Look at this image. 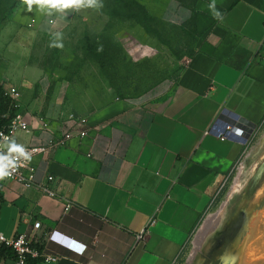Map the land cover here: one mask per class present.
<instances>
[{"label": "crops", "instance_id": "obj_1", "mask_svg": "<svg viewBox=\"0 0 264 264\" xmlns=\"http://www.w3.org/2000/svg\"><path fill=\"white\" fill-rule=\"evenodd\" d=\"M158 1L148 10L168 22L195 18L196 52L175 92L161 103L117 98L94 112L70 103L33 65L43 64L34 45L66 28L77 10L49 17L36 6L28 12L20 0L0 22V84L19 91L18 110L31 128L15 134L17 145L64 143L31 159L36 186L0 181V233L7 239L41 240L34 229L41 222L44 231L73 240L71 248L56 240L43 247L57 263L29 264H173L244 149L241 140L222 141L207 130L218 117L264 121V0H198L194 10ZM73 116L88 120L85 138Z\"/></svg>", "mask_w": 264, "mask_h": 264}, {"label": "rangeland", "instance_id": "obj_2", "mask_svg": "<svg viewBox=\"0 0 264 264\" xmlns=\"http://www.w3.org/2000/svg\"><path fill=\"white\" fill-rule=\"evenodd\" d=\"M102 2L99 10L76 12L60 32L62 47L52 46L54 36L40 39L33 56L43 64L33 65H41L81 111L101 110L117 98L165 102L196 52L193 23L175 24L151 14L148 7L158 0ZM211 204L173 264L240 263L239 248L264 212V121Z\"/></svg>", "mask_w": 264, "mask_h": 264}, {"label": "built area", "instance_id": "obj_3", "mask_svg": "<svg viewBox=\"0 0 264 264\" xmlns=\"http://www.w3.org/2000/svg\"><path fill=\"white\" fill-rule=\"evenodd\" d=\"M4 90L5 96L13 101L17 109L13 116H10L9 114L0 115V153L7 154L10 144L12 142L17 144L15 134L17 132L29 133L31 128L27 115L18 110L19 106L17 105V101L20 98L19 91L14 87L8 89L4 88ZM71 120L76 122L74 130L78 131L81 138H85L87 136L85 127L88 120L84 117L74 116ZM257 129H260V126L251 123H244L241 120H233L232 118L226 120L223 117H218L207 130L206 134L214 135L222 141L239 139L246 144L251 138H253ZM61 145H64V143L60 142L40 148H25L30 155V159L26 161L21 160L16 169L12 171V175L5 179L15 181L27 188L36 186V169L31 163V159L38 154H49ZM54 180L55 178L53 176L48 177V181L53 182ZM39 187L48 196L52 198L57 196V193L52 189L44 186ZM71 208L72 206L69 205L65 211L69 212ZM34 229L37 232H42L41 240L36 239L31 234H22L13 240H9L0 233V264H29L32 260H41L44 263H57L60 259L48 255L43 250V247L53 240H56L58 244L65 248H71L73 245V240L63 234L44 231L41 222H36ZM143 238V236H139V240H142ZM4 249L6 252H3Z\"/></svg>", "mask_w": 264, "mask_h": 264}, {"label": "clouds", "instance_id": "obj_4", "mask_svg": "<svg viewBox=\"0 0 264 264\" xmlns=\"http://www.w3.org/2000/svg\"><path fill=\"white\" fill-rule=\"evenodd\" d=\"M21 4L27 6V11L32 12L33 6L41 13L51 17L54 14H59L62 18L67 15L68 10H80L81 8H93L99 10L103 8L102 0H21ZM213 9L215 5H211ZM216 17L220 13L216 11ZM49 24L55 25V20H49ZM62 34L60 32L54 33L53 45L55 47H62ZM30 155L23 146L17 145L12 142L9 146L7 154L0 153V181L12 175V171L16 169L21 160H29Z\"/></svg>", "mask_w": 264, "mask_h": 264}, {"label": "bare ground", "instance_id": "obj_5", "mask_svg": "<svg viewBox=\"0 0 264 264\" xmlns=\"http://www.w3.org/2000/svg\"><path fill=\"white\" fill-rule=\"evenodd\" d=\"M250 232L239 248V264H264V212L255 217ZM257 253L261 254L256 256Z\"/></svg>", "mask_w": 264, "mask_h": 264}, {"label": "trees", "instance_id": "obj_6", "mask_svg": "<svg viewBox=\"0 0 264 264\" xmlns=\"http://www.w3.org/2000/svg\"><path fill=\"white\" fill-rule=\"evenodd\" d=\"M20 0H9L6 3H2L0 1V22L4 21L6 19L7 13H9L12 9L17 7ZM123 2H126L128 0H122ZM180 4H182L185 7L191 8L194 10L195 5L198 0H176ZM195 18L193 17V25H194ZM191 23V22H190ZM189 24V23H187ZM184 24V25H187ZM17 111L13 101L5 96V90L4 86L0 84V115L9 114L10 116H13L15 112ZM262 124L260 125V127ZM3 252H6L4 249Z\"/></svg>", "mask_w": 264, "mask_h": 264}]
</instances>
